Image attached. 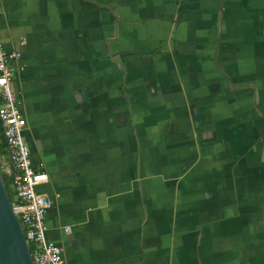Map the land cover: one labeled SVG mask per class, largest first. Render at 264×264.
<instances>
[{
	"label": "crops",
	"instance_id": "1",
	"mask_svg": "<svg viewBox=\"0 0 264 264\" xmlns=\"http://www.w3.org/2000/svg\"><path fill=\"white\" fill-rule=\"evenodd\" d=\"M0 38L64 264H264V0H0Z\"/></svg>",
	"mask_w": 264,
	"mask_h": 264
},
{
	"label": "built area",
	"instance_id": "2",
	"mask_svg": "<svg viewBox=\"0 0 264 264\" xmlns=\"http://www.w3.org/2000/svg\"><path fill=\"white\" fill-rule=\"evenodd\" d=\"M20 60L21 53L6 52L0 38V123L6 152L1 159L6 172L11 174L12 207L34 264H64L62 248L46 238L45 214L51 201L37 190V186L47 181V174L33 168L30 146L23 137L26 120L12 87L15 68L19 66L13 63ZM64 232L70 233L71 227L65 226Z\"/></svg>",
	"mask_w": 264,
	"mask_h": 264
},
{
	"label": "water",
	"instance_id": "3",
	"mask_svg": "<svg viewBox=\"0 0 264 264\" xmlns=\"http://www.w3.org/2000/svg\"><path fill=\"white\" fill-rule=\"evenodd\" d=\"M0 264H34L0 170Z\"/></svg>",
	"mask_w": 264,
	"mask_h": 264
},
{
	"label": "trees",
	"instance_id": "4",
	"mask_svg": "<svg viewBox=\"0 0 264 264\" xmlns=\"http://www.w3.org/2000/svg\"><path fill=\"white\" fill-rule=\"evenodd\" d=\"M5 153H6L5 152V140H4V136H3V133H2V126H1V123H0V156H1V158L4 157ZM2 175H3L5 183H6L7 179H8V181H10L11 174H9L8 172H5V173H2Z\"/></svg>",
	"mask_w": 264,
	"mask_h": 264
},
{
	"label": "rangeland",
	"instance_id": "5",
	"mask_svg": "<svg viewBox=\"0 0 264 264\" xmlns=\"http://www.w3.org/2000/svg\"><path fill=\"white\" fill-rule=\"evenodd\" d=\"M0 170L2 173L6 172L4 165H3V160L1 159V156H0ZM5 184H6L7 191L10 194L11 200H13L14 199V195H13L14 187H13L12 183L10 181H8V179L6 180Z\"/></svg>",
	"mask_w": 264,
	"mask_h": 264
}]
</instances>
